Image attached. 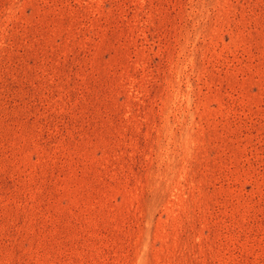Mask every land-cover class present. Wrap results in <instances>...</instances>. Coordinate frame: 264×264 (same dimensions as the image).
<instances>
[{
    "label": "rangeland",
    "instance_id": "obj_1",
    "mask_svg": "<svg viewBox=\"0 0 264 264\" xmlns=\"http://www.w3.org/2000/svg\"><path fill=\"white\" fill-rule=\"evenodd\" d=\"M0 264H264V0H0Z\"/></svg>",
    "mask_w": 264,
    "mask_h": 264
}]
</instances>
